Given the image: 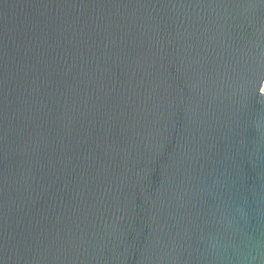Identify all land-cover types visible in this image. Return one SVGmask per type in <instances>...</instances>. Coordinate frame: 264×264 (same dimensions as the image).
Masks as SVG:
<instances>
[{
    "label": "water",
    "instance_id": "1",
    "mask_svg": "<svg viewBox=\"0 0 264 264\" xmlns=\"http://www.w3.org/2000/svg\"><path fill=\"white\" fill-rule=\"evenodd\" d=\"M0 264H264V0H0Z\"/></svg>",
    "mask_w": 264,
    "mask_h": 264
}]
</instances>
